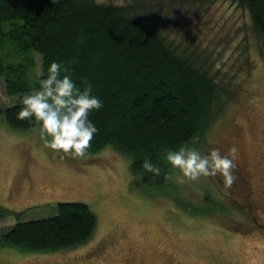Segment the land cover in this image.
Returning <instances> with one entry per match:
<instances>
[{
    "label": "rangeland",
    "instance_id": "rangeland-1",
    "mask_svg": "<svg viewBox=\"0 0 264 264\" xmlns=\"http://www.w3.org/2000/svg\"><path fill=\"white\" fill-rule=\"evenodd\" d=\"M96 2L130 4V0ZM159 2L154 3L158 13H166L162 36L190 42L197 49V63L212 69L219 85L237 92L193 145L202 155L215 148L226 155L235 146L236 180L225 187L217 174L195 181L184 178L180 183L182 173L172 168L168 185L153 188L145 173L132 171L131 158L114 148L92 153L95 159L53 150L40 138L39 128L12 129L5 121L3 110L18 97L7 94L0 78V211L4 217L0 219V264H264L261 39L247 10L229 0ZM167 13H174L173 21ZM37 65L41 67L40 57ZM247 182L251 190L245 188ZM248 193L258 224L250 214L235 216L232 222L231 212L241 214L232 207L246 205ZM60 202L84 203L95 214L97 224L89 241L51 253H27L2 242L1 236L17 219H50Z\"/></svg>",
    "mask_w": 264,
    "mask_h": 264
},
{
    "label": "trees",
    "instance_id": "trees-1",
    "mask_svg": "<svg viewBox=\"0 0 264 264\" xmlns=\"http://www.w3.org/2000/svg\"><path fill=\"white\" fill-rule=\"evenodd\" d=\"M159 1L130 0L129 6H117L96 0H0V78L7 94L18 97L3 110L9 126L38 128L17 119V112L23 97L39 89L50 64L62 62L77 87L83 90L87 81L92 95L103 102L100 110L89 113L98 132L86 150L88 159L114 148L131 158L135 174L145 173L149 186L166 184L172 173L166 152L202 140L206 127L237 92L219 85L212 69L197 63V49L190 42L162 36L166 13H158L154 3ZM229 1L247 10L264 56V0ZM167 15L173 21L174 13ZM145 160L160 169L159 175L143 168ZM55 208L50 219H17L2 242L27 253H51L89 241L97 218L87 205L60 202ZM232 209L241 211L229 214L232 222L246 216L238 206Z\"/></svg>",
    "mask_w": 264,
    "mask_h": 264
},
{
    "label": "clouds",
    "instance_id": "clouds-1",
    "mask_svg": "<svg viewBox=\"0 0 264 264\" xmlns=\"http://www.w3.org/2000/svg\"><path fill=\"white\" fill-rule=\"evenodd\" d=\"M59 2L53 0V3ZM47 71V77L39 81V89L23 97L16 118L30 120L38 127L40 138L47 147L83 157L98 132L89 119V113L100 110L103 102L92 95V86L87 81L82 82L85 85L83 90L77 87L62 62H52ZM61 73H64L62 77ZM164 159L173 169L182 173L180 183L185 182L184 178L195 181L201 176L217 174L222 176L225 187H231L236 180L232 171L237 159L235 146L229 148L226 155H221L218 148L202 155L196 148L185 143L177 151L168 150ZM143 168L154 175L160 173V169L150 160L143 162Z\"/></svg>",
    "mask_w": 264,
    "mask_h": 264
},
{
    "label": "flooded vegetation",
    "instance_id": "flooded-vegetation-1",
    "mask_svg": "<svg viewBox=\"0 0 264 264\" xmlns=\"http://www.w3.org/2000/svg\"><path fill=\"white\" fill-rule=\"evenodd\" d=\"M245 188L248 189V190H251L250 187H249L248 182L246 183ZM244 202L246 203V205L242 204V205H238V207L240 209H243V211L245 212L244 215H247V214L249 215L250 214V216L252 218L254 217L253 221L256 224H258L257 219L255 217V215H257V214H256V211H255V208H254V205H253V201L250 198V193L244 195ZM250 227L255 228V224L251 223Z\"/></svg>",
    "mask_w": 264,
    "mask_h": 264
}]
</instances>
